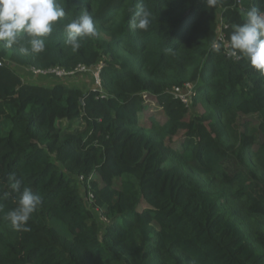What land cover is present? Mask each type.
<instances>
[{"label": "trees", "instance_id": "trees-1", "mask_svg": "<svg viewBox=\"0 0 264 264\" xmlns=\"http://www.w3.org/2000/svg\"><path fill=\"white\" fill-rule=\"evenodd\" d=\"M57 3L66 15L44 52L0 41V195L14 173L43 200L28 232L6 219L13 198L0 200V264H264V75L227 49L264 0ZM141 7L147 30L130 26ZM84 11L98 35L73 50L65 26ZM80 64H103L102 91L64 80L96 86L92 72L31 70ZM187 85L204 112L174 93ZM147 93L164 122L144 121Z\"/></svg>", "mask_w": 264, "mask_h": 264}, {"label": "clouds", "instance_id": "clouds-1", "mask_svg": "<svg viewBox=\"0 0 264 264\" xmlns=\"http://www.w3.org/2000/svg\"><path fill=\"white\" fill-rule=\"evenodd\" d=\"M217 0H206L208 8L214 7ZM66 13L57 0H0V41L6 47H19L22 54L45 51V37L51 35L54 25L63 20ZM245 22L237 24L229 37V57L246 58L260 75H264V12L252 7L246 12ZM150 13L139 8L130 23L133 29L147 30ZM65 44L73 50L81 47L82 38H95L98 33L92 16L82 12L65 26ZM27 40V45L22 41ZM212 48L220 52L222 44L213 41ZM9 191L0 195V200L12 197L15 207L8 210L6 219L16 231L28 232V222L43 203L42 197L30 188L24 187L22 179L14 173L8 176ZM3 204L0 203V211Z\"/></svg>", "mask_w": 264, "mask_h": 264}, {"label": "rangeland", "instance_id": "rangeland-1", "mask_svg": "<svg viewBox=\"0 0 264 264\" xmlns=\"http://www.w3.org/2000/svg\"><path fill=\"white\" fill-rule=\"evenodd\" d=\"M103 37H106V36L103 35ZM12 66H16L18 72L20 73V75L24 76V79L26 81H33V82H36V83H40L39 80L35 81V80H33L34 79L33 77L25 75V74H22V70H21L22 68L21 67H17V65H15V64H12ZM32 68H36V67H32ZM64 80L69 85H79V86H81L82 88H85V89H87L89 87L96 88L95 84L93 85L94 81L92 80V76L91 75H81V76L76 77V78H70V79H64ZM193 93H195L194 90L192 91V94ZM145 99L147 100L146 103H147V108L148 109H146V111L144 113L145 116H146L144 121L146 123H149L150 122V118L151 117H155L158 120H160L161 122H164L165 121L164 115L155 113V112L160 110V106L157 103V99L153 95H151L149 93L145 94ZM182 99L188 101L187 104H188V109H189V111H188L189 115L194 113L195 111L204 112L206 110L203 105H199L197 107L191 105L189 97L184 96V94L182 95ZM239 120L240 121H245V120L250 121V120H252L253 122H256L257 121V117L256 116H247V115L240 114ZM95 214H96V216L98 218L101 217L99 211H95ZM104 221H106V219H104ZM103 224L105 226L104 222H103Z\"/></svg>", "mask_w": 264, "mask_h": 264}, {"label": "built area", "instance_id": "built-area-1", "mask_svg": "<svg viewBox=\"0 0 264 264\" xmlns=\"http://www.w3.org/2000/svg\"><path fill=\"white\" fill-rule=\"evenodd\" d=\"M220 40H223V35L220 34ZM227 49L229 50V44H227ZM103 67V64H99L96 67H88L84 64L78 65L74 70L68 71L60 66L50 68V69H42V68H32V71L34 72L35 75H48V74H54L58 77H66V76H72L76 75L79 73H84V72H92L95 78V83H96V88L102 91V81H101V69ZM192 86L187 85L185 88L177 87L174 89V93L179 96L182 99V95L186 97H191L192 94ZM184 100V99H182ZM185 103L188 101L184 100Z\"/></svg>", "mask_w": 264, "mask_h": 264}]
</instances>
